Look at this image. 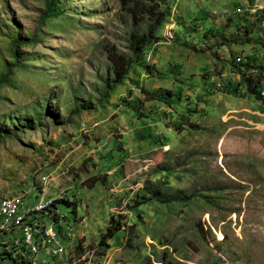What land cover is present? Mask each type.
I'll return each instance as SVG.
<instances>
[{
    "label": "rangeland",
    "instance_id": "obj_1",
    "mask_svg": "<svg viewBox=\"0 0 264 264\" xmlns=\"http://www.w3.org/2000/svg\"><path fill=\"white\" fill-rule=\"evenodd\" d=\"M138 2L163 21L131 55L121 0H0V203L63 200L76 220L31 214L59 245L28 255L6 217L4 248L30 264H264V0ZM110 46L131 60L117 84ZM155 185L181 200L142 201ZM110 219L122 230L102 242Z\"/></svg>",
    "mask_w": 264,
    "mask_h": 264
},
{
    "label": "trees",
    "instance_id": "obj_2",
    "mask_svg": "<svg viewBox=\"0 0 264 264\" xmlns=\"http://www.w3.org/2000/svg\"><path fill=\"white\" fill-rule=\"evenodd\" d=\"M121 5L126 9L127 16L129 17L131 23H133L135 20L137 21L136 23L137 28H132L131 31H129L127 37V49L130 51L131 55H136L145 45L154 42L158 39L155 36V33L163 21V15L155 13L153 10H150L149 8L144 10L141 7V4H139L138 0H121ZM144 24H146V27L144 28L145 30H140L141 25ZM243 33L250 34V31L245 29ZM104 53L107 61V76H110L112 82L117 84L126 75L131 60L129 56H127L126 54L117 52L113 46L105 48ZM250 81L251 80L249 79L245 80L244 78V82L248 84L245 85V88H248ZM254 86L256 87V85ZM250 91H251L250 94H255L257 98H260L256 90L250 89ZM146 195L147 196L141 197L142 201H147L150 199H155L156 201H162V202L181 200V197L175 195L171 196L167 200H162L163 197L162 189L158 185L146 189ZM60 204L67 205L71 203L63 200H53L50 203V207L47 211L48 212L47 219L53 221L54 224L58 226H60L59 224L63 220L61 218L60 215L61 212L59 211V206H58ZM70 213L73 215L74 211H71ZM41 215L42 217L44 216L47 217V214L44 215L41 214ZM69 220H71V222L74 221L76 222L75 219L74 221L71 218ZM42 222H44V220ZM14 225L18 230H20V223H16ZM40 225H42V227L45 226L44 224H40ZM121 230H122V226L120 225V223L118 221H113V219H110L108 221V226L105 230V234L101 237V241L103 242L107 239H112L113 235ZM5 236L6 234L0 231V260L2 261L10 260L12 264H30L29 259L23 254H20V261H16L13 256L14 255L13 252L11 250L4 248L6 247V242H4ZM100 245L106 247L105 244H100ZM80 249L81 247L78 250ZM23 251L27 252V254L30 253L26 248H24Z\"/></svg>",
    "mask_w": 264,
    "mask_h": 264
},
{
    "label": "bare ground",
    "instance_id": "obj_3",
    "mask_svg": "<svg viewBox=\"0 0 264 264\" xmlns=\"http://www.w3.org/2000/svg\"><path fill=\"white\" fill-rule=\"evenodd\" d=\"M50 203H51V201H47V202H43L42 204H38L37 206H34L33 208H31L27 212H23V214H21V211H20V207L22 205V200L19 198L18 199H5L0 203V213L2 212L4 206H6V205L21 204V205H17L13 209V213L5 214V222H0V223H6V217H7L11 220H14L13 222H15V223H20V232H22V226H24L25 230L27 231L28 234H34V241L36 244H32L31 251L28 250V252L35 254V255L41 249L40 248L41 246L45 245L44 247H47V245H48V232H47L45 226L42 227V225H40V224L34 225V222L36 220L33 222V220L32 219L30 220L28 217L33 218V216H30V215L33 213H38V212H43V214L44 213L46 214L47 213L46 211H47ZM40 216H42V215H40ZM15 218H18V220H16ZM36 222H40V221L37 220ZM71 224L73 225V222H71ZM47 226H48V224H47ZM71 226H70V229H71ZM48 228H49L50 232L53 234V236L55 237V242H56L58 237H59L58 231H56L53 227H48ZM16 243L17 244L20 243L21 245L25 246V248L27 249L26 239H23L22 237H20V239H17ZM5 263L7 264V261H5Z\"/></svg>",
    "mask_w": 264,
    "mask_h": 264
},
{
    "label": "built area",
    "instance_id": "obj_4",
    "mask_svg": "<svg viewBox=\"0 0 264 264\" xmlns=\"http://www.w3.org/2000/svg\"><path fill=\"white\" fill-rule=\"evenodd\" d=\"M17 205H21V204H9V205L4 206L2 212L0 213V222H5V214L13 213V209ZM60 215L64 222V229H70V226L72 225L71 221L68 220V218L64 214L61 213ZM15 219L18 220V218H15ZM36 224H44L48 232V245L47 247H42L43 254L49 253L52 250H56V246L59 245V243H55V237L50 232L47 224L46 223H34V225ZM18 237H22L23 239H26L27 250L31 251L32 244H36L34 241V234H28L24 226H22V232H18ZM40 260H41V257H35V264H39ZM0 264H6V263L5 261H0Z\"/></svg>",
    "mask_w": 264,
    "mask_h": 264
},
{
    "label": "crops",
    "instance_id": "obj_5",
    "mask_svg": "<svg viewBox=\"0 0 264 264\" xmlns=\"http://www.w3.org/2000/svg\"><path fill=\"white\" fill-rule=\"evenodd\" d=\"M40 200H42V199H39V201H40ZM39 201H37V202H39ZM23 206H24V205H23ZM24 209H25V206H24ZM24 209H23V210H24ZM46 214H47V213H46ZM53 226H55V225H53ZM53 226H49V227H53ZM39 257H41V259L43 258L42 256H39Z\"/></svg>",
    "mask_w": 264,
    "mask_h": 264
}]
</instances>
